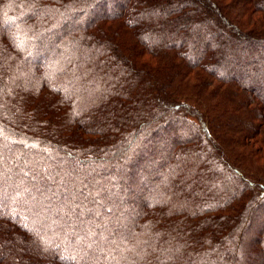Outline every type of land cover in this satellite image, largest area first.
Returning <instances> with one entry per match:
<instances>
[{
    "label": "trees",
    "instance_id": "16d2710c",
    "mask_svg": "<svg viewBox=\"0 0 264 264\" xmlns=\"http://www.w3.org/2000/svg\"><path fill=\"white\" fill-rule=\"evenodd\" d=\"M0 264H264V0H0Z\"/></svg>",
    "mask_w": 264,
    "mask_h": 264
}]
</instances>
